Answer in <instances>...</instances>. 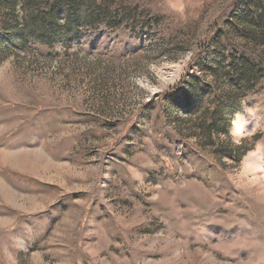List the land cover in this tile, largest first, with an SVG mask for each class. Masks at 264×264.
<instances>
[{
	"label": "rangeland",
	"instance_id": "rangeland-1",
	"mask_svg": "<svg viewBox=\"0 0 264 264\" xmlns=\"http://www.w3.org/2000/svg\"><path fill=\"white\" fill-rule=\"evenodd\" d=\"M21 2L0 0V264H264V0H93L70 35L50 0L48 43Z\"/></svg>",
	"mask_w": 264,
	"mask_h": 264
},
{
	"label": "trees",
	"instance_id": "trees-1",
	"mask_svg": "<svg viewBox=\"0 0 264 264\" xmlns=\"http://www.w3.org/2000/svg\"><path fill=\"white\" fill-rule=\"evenodd\" d=\"M12 1L17 2V0H12ZM21 1L24 11L26 12V14L28 13L24 18V24L26 28L27 29L40 28L42 32V35L38 36L40 41L46 43L50 42L51 26L47 22V20H50L51 22L54 23L56 15L58 14V12L56 11V5L53 6L52 4H50V0H21ZM61 1H63L65 4L64 12L66 19H68L71 16L74 18V24L68 23V25L65 27L67 35L72 34V32L70 31L71 27L77 28L80 25L78 24L79 21L83 22L86 26L91 27L95 23L103 22L106 18L107 7L104 4L93 5L94 4L93 0H61ZM83 8L86 9L84 10ZM90 8H92L93 11L90 10ZM78 12H83L85 15H82L80 19H78L79 18ZM28 33L29 36L35 37L32 31H29ZM205 43L206 42L202 43L201 50L205 48L207 44ZM177 87H179V84L175 88Z\"/></svg>",
	"mask_w": 264,
	"mask_h": 264
}]
</instances>
